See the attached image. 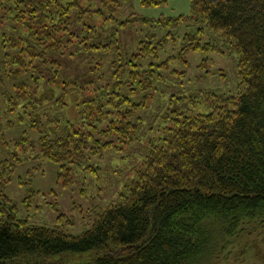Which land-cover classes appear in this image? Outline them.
<instances>
[{
    "label": "trees",
    "instance_id": "trees-1",
    "mask_svg": "<svg viewBox=\"0 0 264 264\" xmlns=\"http://www.w3.org/2000/svg\"><path fill=\"white\" fill-rule=\"evenodd\" d=\"M128 1L98 0V8L84 9L79 0H71L67 5L56 0H0V19L2 13L8 19L16 14V20L28 33L27 38L16 40L0 33V71L16 67L5 72L8 79L23 72L26 76L30 71L33 78L32 66L36 62L57 65L56 61L48 63L45 59L48 51L59 54L64 43L58 35L57 23L52 21L56 16L64 17L66 25L70 24L67 18L73 12L74 18L81 20L78 22L96 15L103 23L118 29H124L130 22L149 28L146 22L151 19L134 12L124 20L117 18ZM139 1L144 8L167 2ZM188 3L189 18L180 16L171 22L165 18L162 28L166 33L160 40L146 34L148 44L139 46L138 55L156 61L160 47L169 40L170 25L194 26L201 22L203 28L184 33V45L176 57L182 59L187 52L196 51L221 53L218 44L203 39L206 30L219 34L238 56L237 78L242 90L237 96L220 98L222 105H214L205 114L182 115L164 144L148 149L121 200L107 204L79 235L32 225L26 218H18L5 190L19 164L20 146L32 150L38 144L36 157L60 165L59 172H63L64 164L73 165L83 160L86 152L93 153L97 141L67 124L63 137L36 140L24 129L10 150L0 123V148L4 152L0 155V264H213L225 238L238 236L245 229V222L264 219V0H188ZM24 40L33 42L35 47L43 43L44 47L36 52ZM173 58L161 61L167 70ZM151 65L141 73L140 67H134L137 71L130 82L137 86L126 99L137 97L135 103L129 99V104L136 108L144 107L150 95L142 80L154 79ZM27 67L31 70L27 71ZM53 84L62 85L55 79ZM27 89L23 81L16 86L15 93L8 98L9 113L19 102L35 101L34 92L28 93ZM109 104L113 106V101ZM39 125L43 126L30 120L28 128L37 131ZM131 127L134 125L129 121L124 126L111 123L99 135L113 149L115 143L111 140L124 144L130 139Z\"/></svg>",
    "mask_w": 264,
    "mask_h": 264
},
{
    "label": "rangeland",
    "instance_id": "rangeland-1",
    "mask_svg": "<svg viewBox=\"0 0 264 264\" xmlns=\"http://www.w3.org/2000/svg\"><path fill=\"white\" fill-rule=\"evenodd\" d=\"M56 1L62 5L71 2ZM79 2L84 9H96L100 5L98 0ZM140 2L129 0L119 10L117 18L124 20L134 12L151 19L146 22L149 28L130 22L124 29H118L103 23L96 15L78 22L81 20L75 19L73 12L69 13L67 19L70 24L66 25L64 17L56 16L52 21L57 23L58 35L64 43L59 54L48 51L45 59L48 63L56 61L57 65L44 66L36 62L32 66L35 71L33 78L30 71L26 76L23 72L8 79L5 72L16 67L0 71V97L5 98H0V107L4 109L0 113V123L4 126L10 150L24 129L36 140L47 136L63 137L67 124L97 141L93 153L92 150L86 152L83 160L73 165L64 164L63 172H59L60 165L36 157L35 153L39 155L38 144L33 145L32 150L26 146L17 148L19 164L5 193L15 206L18 218L67 234H82L107 204L121 200L148 149L163 145L182 115L205 114L214 105H222L220 98L237 96L242 90L237 78L238 56L219 34L206 30L203 39L218 44L221 53L196 51L187 52L182 59L176 57L184 45V33L203 28L201 22L194 26L170 25L171 34L160 47L159 60L139 56V46L148 44L146 34L160 40L166 33L162 28L165 18L171 22L180 16H190L188 0H167L166 4L152 8H144ZM52 10L55 11L54 8ZM1 15L0 33L13 40L27 38V29L16 20V14L9 19L3 13ZM28 40L23 44L34 46ZM35 45L38 52L43 43ZM92 45L102 48L93 50ZM171 57L175 58L167 70L161 61ZM150 63L155 72L154 79L146 82L144 77L142 80L150 95L144 107L136 108L129 101L135 103L137 97L126 99L137 86L130 82L137 71L134 67H140L141 73L148 70ZM27 68V71L31 70V67ZM54 79L62 85L55 86ZM21 81L28 87V93L34 92L35 101L19 102L9 113L8 98L15 93ZM110 101H113V106H110ZM30 120H37L43 126L39 125L37 131L30 130ZM126 121L134 125L130 139L124 144L111 140L115 143L111 149L99 132L111 123L124 126ZM0 155H4L1 148ZM243 225L245 229L238 232V236L234 234L223 240V248L214 256L213 264H264V219L251 220Z\"/></svg>",
    "mask_w": 264,
    "mask_h": 264
}]
</instances>
